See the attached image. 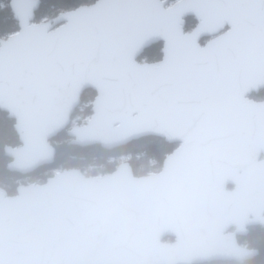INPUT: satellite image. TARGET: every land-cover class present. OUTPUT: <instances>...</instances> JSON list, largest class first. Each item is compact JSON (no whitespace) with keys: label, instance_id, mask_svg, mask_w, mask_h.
<instances>
[{"label":"water","instance_id":"95a60500","mask_svg":"<svg viewBox=\"0 0 264 264\" xmlns=\"http://www.w3.org/2000/svg\"><path fill=\"white\" fill-rule=\"evenodd\" d=\"M40 3L9 0L18 30L0 38V47L26 27L54 33L71 13L96 0L36 22ZM187 16L194 15L183 17L184 34L198 24L194 16L196 25L185 31ZM200 39L201 46L208 41ZM157 42L161 58L140 62L143 50ZM164 46L160 38L146 41L134 63H161ZM262 88L264 82L242 89L227 102L207 92L173 97L160 89L141 101L122 96L106 102L85 80L74 88L21 87L0 99L22 143L4 148L12 158L9 170L27 172L53 161L48 139L69 123L86 89L96 93L92 114L68 130L69 144L111 149L147 136L179 143L155 173L136 176L129 162H122L100 176L64 168L41 185L18 186L12 196L0 188V264H201L256 255L235 235L244 234L246 226L264 228V99L247 97ZM230 227L235 230L224 233Z\"/></svg>","mask_w":264,"mask_h":264},{"label":"snow or ice","instance_id":"6c2138e0","mask_svg":"<svg viewBox=\"0 0 264 264\" xmlns=\"http://www.w3.org/2000/svg\"><path fill=\"white\" fill-rule=\"evenodd\" d=\"M96 0L54 33L26 27L0 47V99L24 87L74 88L87 80L102 98L145 100L154 89L181 97L207 92L223 101L264 82V0ZM197 26L182 32L183 17ZM213 36L204 46L202 35ZM164 41V58L134 63L148 40Z\"/></svg>","mask_w":264,"mask_h":264},{"label":"trees","instance_id":"16d2710c","mask_svg":"<svg viewBox=\"0 0 264 264\" xmlns=\"http://www.w3.org/2000/svg\"><path fill=\"white\" fill-rule=\"evenodd\" d=\"M95 0H41L40 6L35 12V21L38 22L43 18H51L61 11L70 10L83 4H90ZM9 0H0V38H6L18 30L17 22L13 19L12 13L8 6ZM190 19V18H189ZM192 19V18H191ZM190 27V21H186L185 29ZM161 42L153 43L143 50L138 57L140 62H154L161 58ZM93 92L86 89L83 93L81 103L77 107L83 109L79 114L88 117L91 113L90 104ZM64 135V132H63ZM62 135V136H63ZM61 138V137H60ZM16 141V134L12 129L11 121L5 117L0 118V181L11 178V174L6 169L7 157L3 153V147L6 144H12ZM172 144L165 142L162 138L156 136L141 137L137 140L115 148L112 151L96 146H79L64 142V138L59 140L53 166L59 167H78L83 170L84 164H94L103 174L111 171L112 164L108 163V156L122 153V155H137V161L140 157H149L157 159L161 164L164 156L171 151ZM132 165V169L135 166ZM135 171V170H134ZM249 247L257 250V254L251 258L239 263L237 261H210L201 264H264V229L256 226L240 239Z\"/></svg>","mask_w":264,"mask_h":264},{"label":"flooded vegetation","instance_id":"af4514ba","mask_svg":"<svg viewBox=\"0 0 264 264\" xmlns=\"http://www.w3.org/2000/svg\"><path fill=\"white\" fill-rule=\"evenodd\" d=\"M168 5H170L169 4V1H168ZM186 21H190V27L189 28H186L185 31L191 30L196 25V23H197V20L195 19L194 16H187L185 18V25H186ZM212 37L213 36H210V35L209 36H203L200 39V42L203 44L204 42H206L207 40H209ZM262 90H264V88L260 89L256 93L255 92H252L250 94H247V97L250 98V99H254V100H263L264 97H262V98H259V97L255 98V96H254V94L260 93V91H262ZM91 91L93 92V96H92V99L88 102V104H90V111H91V106H92L93 99H94V97L96 95V93H95L94 90L91 89ZM83 93L81 94L80 102H79L78 106L81 103V99H82ZM78 106H76L73 109V111L71 112L69 123L63 129H61L56 135H54V136H52L51 138L48 139V142L54 148V151H55L54 157L56 155L57 145L59 144V140H62V137H63L64 138V142L69 143V141L71 140L72 137L69 136L68 130L72 126H74V125H82V124H84L85 121L92 114V111H91V113L89 114V116L85 120H83L82 122H79L78 119H77V115H78L79 111L80 110H83V109L81 107L79 109H77ZM1 117H5L9 121H11L12 129H13L14 133L16 134V132L14 130V122H15L14 119L8 117V113L0 109V118ZM63 132H64V135H63ZM135 140H137V139H135ZM21 144L22 143L19 141L18 135L16 134V141L14 143H12V144H6V145H4V147H3V153H4V148L5 147L10 146L12 148H15V147L20 146ZM170 144H172V148H171V151L170 152H172L179 145V143H170ZM85 146H96V144L95 145H85ZM98 146H100V145H98ZM121 146H117V147H114V148H111V149H106V148H104V149L105 150H108V151H112L115 148H118V147H121ZM169 153H167V154H169ZM4 155H5V153H4ZM5 156L7 157L6 166L5 167L9 171V173L12 175L11 178H9L7 180L5 179V180L0 181V188L5 191L6 196H12V195L16 194V189L20 185H41V184H43L46 181V179L48 177L54 175L57 172H60L64 168H67V169H70V168H78V167H74V166H72V167H59V168H57L58 166H53V164H54V158H53V161L50 162V163H45V164L37 165L33 169H31V170H29L27 172H19V171H15V170H9L7 168V164L12 161V158H10L7 155H5ZM125 156H129V155H125ZM108 158L109 159H108L107 162L110 163V164H112V167L110 169L111 171H106L105 173H103L101 175L111 173L122 162H129V164H130V161L128 159L126 161H122V160L119 161L120 159H122V153L117 154V155H113V156H108ZM261 158H263V155L261 156ZM130 166L132 168V165L131 164H130ZM161 166H162V161H161ZM161 166H160V169H161ZM78 169H80V168H78ZM132 172H133L134 175H136L134 173L133 169H132ZM149 174H151V173H149ZM142 175H144V174H140V175H136V176H142ZM145 175H147V174H145ZM86 176H88V175H86ZM92 176H100V175H92ZM227 188L228 189H232V186H228ZM256 226L262 228L260 225L246 226V232L244 234H236L235 235L236 236V240H237V242H238L239 245L244 246V247H247V248H251L247 244H245L244 242H242L240 239H242L249 232L250 229H252V228H254ZM262 229H264V228H262ZM234 230H235V227H230L224 233L233 232ZM172 240H173V237H166V238H164V241H166V242H171ZM222 261H231V260H222ZM204 263H206V262H204ZM239 263H241V262H239Z\"/></svg>","mask_w":264,"mask_h":264},{"label":"rangeland","instance_id":"374dc122","mask_svg":"<svg viewBox=\"0 0 264 264\" xmlns=\"http://www.w3.org/2000/svg\"><path fill=\"white\" fill-rule=\"evenodd\" d=\"M169 4H172L175 0H168ZM48 18H43L39 21L42 20H47ZM255 98L259 97L262 98L264 97V90L260 91V93L254 94ZM82 110L79 111V113ZM77 115V119L79 122H82L83 120H85L87 117H83L81 114ZM139 156L137 155H129V156H125L122 155V159H120L119 161H126L127 159L132 162V164L135 166V168L133 169L134 173L136 175H140V174H149V173H154L160 170V166L161 164L157 161V159H153V158H149V157H140V161H137ZM82 170V169H81ZM83 174L85 175H101L98 174L100 173V169L94 165V164H89L87 165L86 163L84 164L83 170H82Z\"/></svg>","mask_w":264,"mask_h":264}]
</instances>
